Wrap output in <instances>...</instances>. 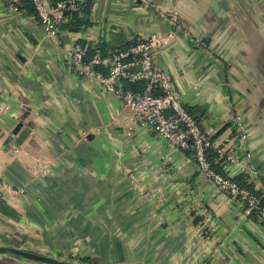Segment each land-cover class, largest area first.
<instances>
[{"label":"crops","instance_id":"obj_1","mask_svg":"<svg viewBox=\"0 0 264 264\" xmlns=\"http://www.w3.org/2000/svg\"><path fill=\"white\" fill-rule=\"evenodd\" d=\"M76 1L89 26L70 31L68 17L52 40L35 14L0 0V247L89 264H264V222L65 56L75 43L108 56L164 35L175 11L207 46L179 37L154 65L212 138L242 128V165L219 170L264 195V0L217 11L214 0ZM0 264L40 263L0 254Z\"/></svg>","mask_w":264,"mask_h":264},{"label":"built area","instance_id":"obj_2","mask_svg":"<svg viewBox=\"0 0 264 264\" xmlns=\"http://www.w3.org/2000/svg\"><path fill=\"white\" fill-rule=\"evenodd\" d=\"M36 11L38 22L45 36L57 39L60 27L67 22V13H81L85 7L83 2L76 0H61L52 3L50 0H30ZM5 6L18 12L14 0H3ZM171 29L164 35H153L143 39H133L127 46L103 55L95 47L90 58L86 57V48L75 43L65 52L69 63L80 74L93 77L100 86L130 108L133 112V122L140 127H148L164 140L170 148L189 152L197 167L198 173L211 180L230 198L242 202L257 219L264 222V207L260 200L246 187H240L227 175H220L211 169L208 152L216 155L224 168L241 166L234 144L236 140L245 141L246 134L237 125L235 132L220 136L217 140L207 134L188 114L182 105L180 97L174 91L166 72L158 69L153 62L156 50L179 37L189 38L197 47L207 45L201 39H195L182 25L175 11L162 16ZM98 67V70L95 68ZM143 84L140 92L125 89V84ZM238 124V118L236 120ZM39 166V165H38ZM34 169V168H33ZM40 171L46 173L48 167L41 165ZM0 181V195L5 189ZM12 194L22 190H10Z\"/></svg>","mask_w":264,"mask_h":264},{"label":"trees","instance_id":"obj_3","mask_svg":"<svg viewBox=\"0 0 264 264\" xmlns=\"http://www.w3.org/2000/svg\"><path fill=\"white\" fill-rule=\"evenodd\" d=\"M51 1H52V3H56V2L61 1V0H51ZM16 6L18 7V11L21 10V11H26V13H28V14H35V17L38 20L36 11H35V9L32 5V2L30 0H22L21 4L20 5L17 4ZM88 7H89V5H85L84 9L82 10V13H86L88 10ZM78 14H79L78 12H74V13L72 12V13L66 14L70 18V21L68 23L64 24L66 29H68L70 31H78L80 28L84 29V28L89 26V22L79 19ZM95 47L99 48L102 51L103 55L105 54L103 47L101 45L96 44L94 46H90L87 48V50H86V57L87 58H90L93 55ZM104 57H105V55H104ZM95 70H98V67H96ZM124 87H125V89H128V90L133 91V92H140L143 89V84H141V83L125 84ZM188 114H190V113L188 112ZM207 156H208V161L210 162V165H211V169L214 172H216L220 175H223L221 173V171L219 170L220 168L218 166V165L222 164V162L218 161L216 155L213 153L208 152ZM233 180L240 187H246L252 194H254L256 197H258V199L260 200L261 206L264 207V195H261V194H258L257 192H255L254 189L247 183L246 179H243V177H237ZM253 215L255 216L254 213H253ZM77 261H79L80 264H89L87 260H77Z\"/></svg>","mask_w":264,"mask_h":264},{"label":"water","instance_id":"obj_4","mask_svg":"<svg viewBox=\"0 0 264 264\" xmlns=\"http://www.w3.org/2000/svg\"><path fill=\"white\" fill-rule=\"evenodd\" d=\"M218 5L221 6L222 10H226L227 6L224 1L220 0H214V3L211 5V9L214 11H217ZM22 126V123H19L16 128L13 131V134H16L20 127ZM0 254L4 255H12L19 258H23L29 261H33L40 264H80L78 262H70V261H61L55 258H49L46 256H42L36 253L20 250L17 248H11V247H0Z\"/></svg>","mask_w":264,"mask_h":264},{"label":"rangeland","instance_id":"obj_5","mask_svg":"<svg viewBox=\"0 0 264 264\" xmlns=\"http://www.w3.org/2000/svg\"><path fill=\"white\" fill-rule=\"evenodd\" d=\"M11 248H19L20 246L18 244H14V246H10ZM21 250H23L22 248H20ZM37 254V253H36ZM39 255H42V256H46V254H39ZM9 256H12V255H9ZM46 257H49V258H55V259H58V260H61V261H70V262H75V261H72V260H68L67 258H60V257H53V256H46ZM79 263V262H78Z\"/></svg>","mask_w":264,"mask_h":264}]
</instances>
